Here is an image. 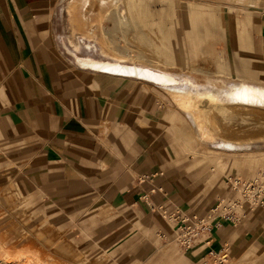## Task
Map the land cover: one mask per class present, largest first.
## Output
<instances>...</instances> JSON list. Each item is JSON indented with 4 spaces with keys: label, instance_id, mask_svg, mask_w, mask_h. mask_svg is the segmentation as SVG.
I'll return each instance as SVG.
<instances>
[{
    "label": "crops",
    "instance_id": "crops-1",
    "mask_svg": "<svg viewBox=\"0 0 264 264\" xmlns=\"http://www.w3.org/2000/svg\"><path fill=\"white\" fill-rule=\"evenodd\" d=\"M58 3L0 0V210L10 197L33 222L108 264H203L225 246L235 264H255L262 210L215 229L205 251L180 250L181 262L167 250L165 214L204 213L228 195L227 175L179 138L156 84L86 69L76 61L83 57L63 53ZM67 11L80 30L79 10ZM224 48L235 73L264 82V9L227 16Z\"/></svg>",
    "mask_w": 264,
    "mask_h": 264
},
{
    "label": "rangeland",
    "instance_id": "rangeland-1",
    "mask_svg": "<svg viewBox=\"0 0 264 264\" xmlns=\"http://www.w3.org/2000/svg\"><path fill=\"white\" fill-rule=\"evenodd\" d=\"M70 1L59 0L56 21L57 42L65 55L138 65L170 75L176 81L173 86L152 83L160 91L162 105L179 138L185 144L195 143L194 151L201 147L203 153L213 156L215 166L226 175L249 176L261 168L264 106L229 100L212 103L197 94L216 93L225 85L240 83L264 86L254 76L235 73L224 48L225 18L264 9V0H119L109 13H99L97 1L87 0L86 9L78 13L82 19L80 30H75L68 15ZM93 24L97 25L95 32L87 38ZM180 97L191 99L192 108L179 101ZM195 114L205 119L204 126L213 136L202 135ZM6 206L0 210V264H108L106 258L82 253L51 226L33 222L20 202L7 197ZM259 241L264 243V234ZM167 246L181 262L177 243L170 241ZM261 261L264 248L254 263ZM225 264H235V260L230 258Z\"/></svg>",
    "mask_w": 264,
    "mask_h": 264
},
{
    "label": "built area",
    "instance_id": "built-area-1",
    "mask_svg": "<svg viewBox=\"0 0 264 264\" xmlns=\"http://www.w3.org/2000/svg\"><path fill=\"white\" fill-rule=\"evenodd\" d=\"M228 195H223L217 203L204 213L187 214L175 210L165 217L173 226L172 238L182 251L195 248L208 249L213 240V231L222 224L238 227L249 213L264 211V161L261 168L249 176L231 174L225 177ZM229 247L220 251H210L204 263L225 264Z\"/></svg>",
    "mask_w": 264,
    "mask_h": 264
},
{
    "label": "bare ground",
    "instance_id": "bare-ground-1",
    "mask_svg": "<svg viewBox=\"0 0 264 264\" xmlns=\"http://www.w3.org/2000/svg\"><path fill=\"white\" fill-rule=\"evenodd\" d=\"M96 1L95 2L97 3V5L99 7L98 8L99 13H102V12L106 13V12L110 11L111 10L110 8H112L113 6H115V7L118 6L117 2L119 0H96ZM87 5H88L87 0H81V1L80 0H71L69 2V9L80 10V9H84ZM105 38H106V36H104V39ZM122 59H125V58H122ZM76 61L83 68H86V69L98 70V71H102V72H106V73L109 72V73H115V74H122L123 76H125V75L133 76V77H136L139 79H145V80H148V81H151L154 83H159V84L166 85V86H173L176 84V81L170 75L165 74V73L155 72L153 70H150L148 68H144V67H141L138 65H127V64H124L122 62H115V63H111L109 61L100 62V61H96V60H92V59H85V58H77ZM222 83H221V85H222ZM215 84H219V83L217 82ZM221 87H223V86H221ZM224 88L226 90H224ZM172 90H174L176 93H181V91H179L176 88H173ZM197 95L201 96V97H207L211 100V102L215 101V102H219V103H226V101L229 100L230 103H231V101H233V102H236L239 104H252V105L254 104L256 106L257 105L264 106V89L237 88V89L230 91L229 88L225 85L223 87L222 91H220V89H219V91L217 90L216 93H198ZM178 100L182 101V103L185 106H187V108L191 107L192 103H193L191 99L189 101H185L187 99L184 97H180V98H178ZM193 111H195V110H193ZM193 111H192V113H194ZM193 116L198 121L199 116H196V114ZM201 118H202V116L199 117V119H200V124H199L200 132L206 138L213 136V132L210 129H207L208 126H204L205 125L204 124L205 119L203 120Z\"/></svg>",
    "mask_w": 264,
    "mask_h": 264
}]
</instances>
